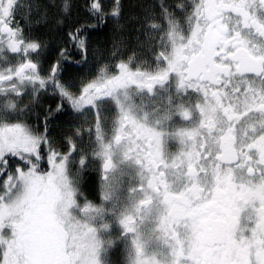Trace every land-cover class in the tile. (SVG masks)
I'll use <instances>...</instances> for the list:
<instances>
[{
	"label": "snow or ice",
	"instance_id": "snow-or-ice-1",
	"mask_svg": "<svg viewBox=\"0 0 264 264\" xmlns=\"http://www.w3.org/2000/svg\"><path fill=\"white\" fill-rule=\"evenodd\" d=\"M0 264H264V0H0Z\"/></svg>",
	"mask_w": 264,
	"mask_h": 264
},
{
	"label": "rangeland",
	"instance_id": "rangeland-1",
	"mask_svg": "<svg viewBox=\"0 0 264 264\" xmlns=\"http://www.w3.org/2000/svg\"><path fill=\"white\" fill-rule=\"evenodd\" d=\"M125 2L131 4V3H137L139 1H137V0H125Z\"/></svg>",
	"mask_w": 264,
	"mask_h": 264
},
{
	"label": "trees",
	"instance_id": "trees-1",
	"mask_svg": "<svg viewBox=\"0 0 264 264\" xmlns=\"http://www.w3.org/2000/svg\"><path fill=\"white\" fill-rule=\"evenodd\" d=\"M137 1H139V0H137Z\"/></svg>",
	"mask_w": 264,
	"mask_h": 264
}]
</instances>
